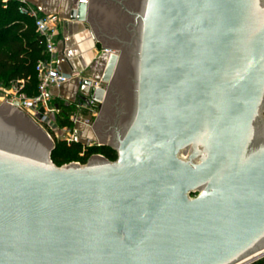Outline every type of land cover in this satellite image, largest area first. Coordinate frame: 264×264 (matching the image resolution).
<instances>
[{"label":"water","instance_id":"1","mask_svg":"<svg viewBox=\"0 0 264 264\" xmlns=\"http://www.w3.org/2000/svg\"><path fill=\"white\" fill-rule=\"evenodd\" d=\"M72 17L122 49L107 90L78 87L107 100L93 127L117 158L57 165L46 130L0 103V264H234L264 249V0H76Z\"/></svg>","mask_w":264,"mask_h":264},{"label":"built area","instance_id":"2","mask_svg":"<svg viewBox=\"0 0 264 264\" xmlns=\"http://www.w3.org/2000/svg\"><path fill=\"white\" fill-rule=\"evenodd\" d=\"M0 1L6 3L8 0ZM18 9L20 13L33 18L36 30L41 35L44 57L38 59L36 63V73L38 77L36 91L34 93H29L27 88L29 77L16 78L9 84L10 90L8 91L6 101L17 104L28 111L35 121L39 123L52 138L57 128L62 125V119L67 116H64L62 107L56 102V99L59 97L53 94L52 86H61L72 76L69 73L62 72L56 66L60 16L56 12L41 13L37 8L25 2H22ZM105 52L107 53L106 58L108 60V57L117 51L115 49L106 48ZM101 81L102 79L99 74V79L93 80V85L101 86ZM95 101V99L90 98L91 104ZM75 102L65 101L64 103L71 106L75 104L76 106H80L79 104H83L86 107L88 106V103L85 102ZM67 117L74 122L79 119L78 114L74 112L68 114ZM72 138H74V133L72 134ZM262 260H264V253L243 264H264Z\"/></svg>","mask_w":264,"mask_h":264},{"label":"trees","instance_id":"3","mask_svg":"<svg viewBox=\"0 0 264 264\" xmlns=\"http://www.w3.org/2000/svg\"><path fill=\"white\" fill-rule=\"evenodd\" d=\"M22 2L0 1V80L10 83L16 78L29 77L27 88L29 93H34L38 82L36 63L38 59L44 57V54L41 35L36 30L33 18L19 12L18 8ZM56 102L67 116L75 111L74 105H66L58 98ZM61 124L71 125V121L68 117H64ZM81 149L80 142L69 143L59 140L52 151L53 161L63 163L65 159L59 158L57 154L71 159L74 156L71 154L79 151H83L80 157L82 162H87L89 156L95 152L102 153L111 160L117 158V151L110 145L93 144Z\"/></svg>","mask_w":264,"mask_h":264},{"label":"crops","instance_id":"4","mask_svg":"<svg viewBox=\"0 0 264 264\" xmlns=\"http://www.w3.org/2000/svg\"><path fill=\"white\" fill-rule=\"evenodd\" d=\"M22 1L34 6L41 13L56 12L59 14L56 66L62 72L72 76L61 86H52V92L63 102H75L82 79H99L100 70L105 65L103 61L107 60L105 49L111 48L118 52L120 48L104 46L97 38L91 23L81 22L72 17L76 0Z\"/></svg>","mask_w":264,"mask_h":264},{"label":"rangeland","instance_id":"5","mask_svg":"<svg viewBox=\"0 0 264 264\" xmlns=\"http://www.w3.org/2000/svg\"><path fill=\"white\" fill-rule=\"evenodd\" d=\"M120 50H122V49L120 48ZM120 50L118 51L119 53H121ZM103 63L106 64L107 62L103 61ZM9 84L10 83H6L5 81L0 80V103H2L7 98L8 91L10 90ZM109 84H110V82H107L104 80L101 81V86L104 88H108ZM78 102H79V100H77L75 103H78ZM95 103H97V105L95 104V105H91L89 107L88 106L86 107L83 104H79L80 106H76V104L74 105V107H75L74 113L78 114L79 119L75 122L70 120L71 125L68 124V125H66V127H65V125H60V127L57 128L56 133L52 135V140L54 142V145L59 140L60 141H67V142L72 141V139H73L72 134L74 133L75 130L78 131V134H79L78 135V139H79L78 142H80L82 149L87 148L90 145L95 144V143L98 144L100 142L99 136L97 135V133L93 127V123L95 122L96 118L98 117L103 105H101V101H97ZM64 116H65V114H64ZM96 153H99V152L92 153L89 156L88 160L92 157V155H94ZM82 154H83V151H79L76 154H71V155H74L71 159L65 158L62 154H57V156L59 158H61V159L63 158V159H65V161H63V163H56L55 161L54 162L57 165H62V164L70 163L73 161H77L80 164H85L87 162H82L80 159ZM51 157H52V153H51Z\"/></svg>","mask_w":264,"mask_h":264},{"label":"flooded vegetation","instance_id":"6","mask_svg":"<svg viewBox=\"0 0 264 264\" xmlns=\"http://www.w3.org/2000/svg\"><path fill=\"white\" fill-rule=\"evenodd\" d=\"M106 65H107V63L102 67V69L100 70V76H101V79L103 80V76H104V72H105V69H106ZM102 71V72H101ZM102 87V86H101ZM104 88V87H103ZM109 88V87H108ZM108 88H105L106 90L108 89ZM77 100H79V101H81V102H85V103H88V106H90V105H97V103H95V102H97V101H95L93 104H91V102H87V101H85L84 99H82V98H80L79 96L77 97V99H76V101ZM103 104H107V100H106V102L105 103H101V105H103ZM79 141V139H75V137L72 139V141H69V143H72V142H78ZM95 144H97V143H95ZM99 144V143H98ZM93 145V144H92ZM84 149H86V148H84ZM116 150V149H115ZM117 151V150H116Z\"/></svg>","mask_w":264,"mask_h":264},{"label":"bare ground","instance_id":"7","mask_svg":"<svg viewBox=\"0 0 264 264\" xmlns=\"http://www.w3.org/2000/svg\"><path fill=\"white\" fill-rule=\"evenodd\" d=\"M117 53H118V52H117ZM263 253H264V249H262V250H260V251H258V252H256V253H253V254H251V255H249V256H247V257L241 259L240 261H238V262H236V263H234V264H243V263H245V262H247V261H249V260H251V259H254V258H256V257H258V256H260V255H262Z\"/></svg>","mask_w":264,"mask_h":264}]
</instances>
